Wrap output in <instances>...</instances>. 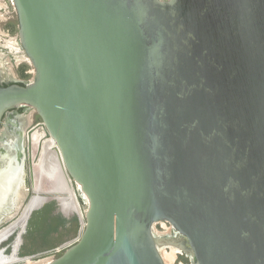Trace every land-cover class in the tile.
<instances>
[{
    "label": "water",
    "instance_id": "95a60500",
    "mask_svg": "<svg viewBox=\"0 0 264 264\" xmlns=\"http://www.w3.org/2000/svg\"><path fill=\"white\" fill-rule=\"evenodd\" d=\"M12 2L35 73L0 84L1 145L10 112L41 122L9 145L0 198L29 175L25 207L68 188L77 210L58 208L81 225L46 264H166L172 245L194 264H264V0Z\"/></svg>",
    "mask_w": 264,
    "mask_h": 264
},
{
    "label": "rangeland",
    "instance_id": "374dc122",
    "mask_svg": "<svg viewBox=\"0 0 264 264\" xmlns=\"http://www.w3.org/2000/svg\"><path fill=\"white\" fill-rule=\"evenodd\" d=\"M0 2L5 4V0H0ZM14 11H15V9H14ZM14 11H11V13H10L11 18H12L10 25H13V27H14L12 29V35L11 36L13 39H16L18 37V22H17V17H16V14L14 13ZM1 13L3 14L4 12H1ZM1 24H3V22L0 23V26H1ZM2 27H3V25H2ZM0 54L3 56V55H6L7 53L5 51H2V52H0ZM20 57L22 58L21 61L13 62L12 59H9L8 56L7 57L4 56V60H3L4 68H5L4 72L9 74V76L12 77V79H14V80L16 79V80L23 81L24 83H28L33 79V75L35 73V70H34L33 66L31 65L30 61H28V59H26L24 57V54L21 53ZM25 71L32 72V75H26ZM19 110H17V111L19 112ZM25 110H27V111L23 115L24 117L21 118V119H23V120H21V122L23 123V131L24 132L29 130L31 128V126H35L41 122L40 117L37 115V113L35 111H33L31 109H25ZM15 112L14 113L10 112L6 117H9L10 115H14ZM29 116L31 117V124H28L27 119H26ZM4 123H5V121H4ZM18 132L20 133V131H18ZM0 146H1V143H0ZM26 181H27V187L29 188V190H26L25 188L23 189V193H24L25 197L21 203V206L19 208L20 211H18V214L16 215V217L21 213V211L25 207V205H27V203L29 202L30 197L32 195V192L30 191L29 175L27 176ZM79 198H80V196H79ZM8 202L9 201H6V203L3 204L4 209L6 208V206L9 205ZM81 206H82V209L85 210L86 204H84V205L81 204ZM6 214L2 216L4 221L1 220L0 229L12 224L14 222V220L16 219V218H14V219L7 220L8 218L5 217ZM19 225H21V222L18 223V225H14V227H12L11 230H9L7 232V234H5V236H2V237L0 236V264H3V263L11 264V263H15V262L17 263V262H20V261L25 260V259L27 260L30 257H35V258L31 259L32 261L40 262V261L48 259V258L51 259L53 257H59L60 255L63 254V253L58 254V255L49 254V255H45V256L39 255V253H36V251L33 250L32 244H30L32 240L30 237L28 238V235H29L28 231L27 232L25 231L23 233V235L18 234L20 231V229L18 228ZM154 230L158 235L162 234L164 236L166 235V237L170 236L173 233V230H172L170 225H165L163 228H162V226L155 225ZM10 235H12V236H10ZM167 238H171V237H167ZM49 239H50V237H48L47 240H49ZM40 241H45V239L40 240ZM48 246L49 247L45 248V252L55 248L57 245H48ZM35 247H37V246L35 245ZM170 248L171 247H162L161 249H162V251L165 250V251L170 252L171 251ZM180 262H183V264H194L192 260H189L188 263H185L184 261L181 260L179 253H177L176 258L172 264H180ZM23 263H24V261H23Z\"/></svg>",
    "mask_w": 264,
    "mask_h": 264
},
{
    "label": "bare ground",
    "instance_id": "6f19581e",
    "mask_svg": "<svg viewBox=\"0 0 264 264\" xmlns=\"http://www.w3.org/2000/svg\"><path fill=\"white\" fill-rule=\"evenodd\" d=\"M16 42H18V41H16V39L13 40V38H11V40L8 43H6V47H10V49L13 51L17 48ZM21 118H23V117L15 118L16 122L13 123L12 129H11L12 133L10 134V136H8V138L5 139V141L0 146V162H1V164H0V177H1L3 172L9 170V164L13 163L15 154L13 153L11 148H9V145L10 144H12V145L16 144L15 138L19 133L18 131H20V132L23 131V128L21 125L22 124L21 120H23V119H21ZM28 124H31V117L30 116H29V123ZM23 133H24V131H23ZM42 137H43L42 132L37 131L34 134L33 141H34L35 146L38 144V142L41 141ZM1 149H3L5 151L4 154H1ZM35 173H36L35 178H36L37 184L40 185L39 187L41 189L45 190V187L43 184V183H45V175H43V176L41 175L39 166L35 168ZM48 180H50L49 176H48ZM9 181L12 182V184L10 186V188H11L10 193L6 194L4 199H2L3 197L0 198V222H1V220H3L2 216L5 215L6 213L7 214L5 217L8 218L7 220L14 219V218H16V219L14 220V222L12 224L0 229V236L1 237L5 236V234H7V232L9 230H11V228L14 227V225H18V223H20V222H21V225H19V227H18L20 229L18 234L23 235V233L27 230V223H28V219H29L30 214H31V210L35 207H38L40 205V203L46 199V198L45 199L41 198L40 196L35 197L31 201V203L28 206L24 207L22 209L21 213L16 217V215L18 214V211H20L19 208L21 206V203H22L25 195H24L23 190L21 188L22 186H20V188H18V192L15 193L17 191L16 187H17L18 183L16 184V182H14V179H11ZM3 185H4V183L0 182V186H3ZM42 185H43V188H42ZM37 188H38V185H37ZM54 188H55L56 192L61 191V188H57V187H54ZM65 191L70 193V196L69 197L58 196L57 202H62L68 206H70V205H72L73 207L75 206L74 209L76 208V210H77V204L75 203V199L72 197L70 189L65 188ZM6 201H9L8 202L9 205L6 206V208L4 209L3 204L6 203ZM10 236H12V235H10ZM161 237H163V238H161ZM167 237H169V236H167ZM167 237H166V235L164 236L162 234L159 236L160 239L166 238V239L172 240V238H167ZM77 241H78V239L74 240L73 242H70L69 244L70 245L74 244ZM170 249H171L170 252L165 251V250L161 252L162 257H163L166 264H172L176 258V254L179 253L178 249L176 247H174L173 245L171 246ZM23 261H24V263H23ZM49 261H50V258L42 260L40 262H34L31 260V258H28L27 260L25 259V260H22L20 262H17V263L15 262V263H11V264H19V263L20 264L21 263L22 264H46ZM3 264H5V263H3Z\"/></svg>",
    "mask_w": 264,
    "mask_h": 264
},
{
    "label": "crops",
    "instance_id": "0c3cea01",
    "mask_svg": "<svg viewBox=\"0 0 264 264\" xmlns=\"http://www.w3.org/2000/svg\"><path fill=\"white\" fill-rule=\"evenodd\" d=\"M58 203L43 204L36 208L28 219L26 232L29 233L28 238L30 237L32 240L30 244L36 253L45 252V248L49 247L48 245H57L51 249L54 250L79 238L81 225L78 217L69 214L68 211L65 215L58 207L63 205L67 207L68 205L62 202ZM48 237H50L49 240H47ZM43 239L45 241H40Z\"/></svg>",
    "mask_w": 264,
    "mask_h": 264
},
{
    "label": "flooded vegetation",
    "instance_id": "af4514ba",
    "mask_svg": "<svg viewBox=\"0 0 264 264\" xmlns=\"http://www.w3.org/2000/svg\"><path fill=\"white\" fill-rule=\"evenodd\" d=\"M10 10L14 11V5H13L12 0H5V4L0 2V23L3 22V24H1V26H0V52L5 51L7 54L3 55V56H6V57L8 56L10 59H12L13 62H16V61L19 62L22 60V58L20 57V54L21 53L24 54L23 51L21 50L19 43L16 42L17 48L13 51L10 49V47H6V43H8L12 38V36H11L12 35V29L14 28L13 25H10L11 21H12V18L10 15V13H11ZM1 12H4V13L2 14ZM14 13L16 14L15 11H14ZM2 25H3V27H2ZM13 40H15V39H13ZM16 41H18V37L16 38ZM3 56L0 54V84L2 86H10L13 84H19V85L26 84L23 81L12 79V77H10L9 74L4 72L5 68H4V62H3L4 57ZM24 57H25V55H24ZM25 74L26 75H32V72L25 71ZM26 111H25V109L21 108L19 110V112L16 111L15 114L19 115L20 117H24L23 115L26 113ZM11 122L15 123L16 122L15 118L13 120H11ZM0 164H1V162H0ZM37 185H38V187L40 186L39 184H37ZM179 256L181 257V260L183 257L190 260L185 255L179 254Z\"/></svg>",
    "mask_w": 264,
    "mask_h": 264
},
{
    "label": "built area",
    "instance_id": "2783aa9c",
    "mask_svg": "<svg viewBox=\"0 0 264 264\" xmlns=\"http://www.w3.org/2000/svg\"><path fill=\"white\" fill-rule=\"evenodd\" d=\"M159 226H162V228L165 226V225H168L167 223H159L158 224ZM66 245V244H65ZM70 245V244H69ZM68 245V246H69ZM72 245V244H71ZM68 246H66V247H64V245L62 246V247H59V248H56V249H54V250H51L50 252H51V254L52 255H58V254H62L64 251H65V249L68 247ZM186 263V262H185ZM180 264H183V262H180Z\"/></svg>",
    "mask_w": 264,
    "mask_h": 264
},
{
    "label": "trees",
    "instance_id": "16d2710c",
    "mask_svg": "<svg viewBox=\"0 0 264 264\" xmlns=\"http://www.w3.org/2000/svg\"><path fill=\"white\" fill-rule=\"evenodd\" d=\"M79 200H80V202H81L82 205L85 204L84 201H83V199H82L81 197L79 198ZM182 260H183L184 262H186V263H188V261H189L187 258H184V257L182 258Z\"/></svg>",
    "mask_w": 264,
    "mask_h": 264
}]
</instances>
